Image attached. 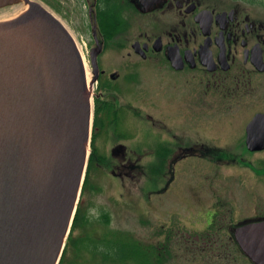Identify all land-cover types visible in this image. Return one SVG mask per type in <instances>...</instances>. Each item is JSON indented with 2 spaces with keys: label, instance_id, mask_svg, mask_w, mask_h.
Wrapping results in <instances>:
<instances>
[{
  "label": "flooded vegetation",
  "instance_id": "af4514ba",
  "mask_svg": "<svg viewBox=\"0 0 264 264\" xmlns=\"http://www.w3.org/2000/svg\"><path fill=\"white\" fill-rule=\"evenodd\" d=\"M34 1L63 17L72 16L71 6L63 0ZM80 1L88 3V8L87 20L79 25V31L91 34L90 49L96 62L93 68L90 59L97 78L93 140L99 154L108 159L99 140L111 133L114 141L132 138L123 127L125 109L140 120L150 119L143 106L134 107L123 97L140 89L145 95L146 88H142L154 74L157 96L161 95L159 89H169L178 100L186 98L183 101L190 116L218 108L220 118L214 117L219 121L216 127H221L213 133L228 132V138H220L224 140L223 149H218L222 152L205 146L198 150L201 146L194 138L180 141L174 135L171 142H163L158 135L155 148L148 151L144 130L138 151L130 154L120 145L111 150V159L125 155L129 162L151 156L168 160L175 154H193L201 159L264 160V122H259L260 131H254L261 137L249 142L250 124L264 115V0ZM119 54L121 59L116 58ZM116 98L123 104L118 105ZM247 107L252 115L243 121L238 115ZM210 123L202 122L206 126ZM154 135L157 137L156 132ZM225 145L233 146L232 151ZM91 183L84 188L76 228L60 264H93L91 257H104L90 240L89 228L96 220L90 215L92 204L89 199L82 201L84 195L95 192ZM251 204L250 213L243 206L230 210L216 207L213 214L200 218L202 227L195 229L191 224L181 236L174 228L159 232L156 244L140 243L135 252L125 251L133 259L110 264H264V201L258 197ZM234 208L237 211L233 212Z\"/></svg>",
  "mask_w": 264,
  "mask_h": 264
},
{
  "label": "water",
  "instance_id": "95a60500",
  "mask_svg": "<svg viewBox=\"0 0 264 264\" xmlns=\"http://www.w3.org/2000/svg\"><path fill=\"white\" fill-rule=\"evenodd\" d=\"M20 3L0 21V264H58L87 167L91 92L70 32L31 0L0 9Z\"/></svg>",
  "mask_w": 264,
  "mask_h": 264
},
{
  "label": "rangeland",
  "instance_id": "374dc122",
  "mask_svg": "<svg viewBox=\"0 0 264 264\" xmlns=\"http://www.w3.org/2000/svg\"><path fill=\"white\" fill-rule=\"evenodd\" d=\"M64 2L71 6L72 16L63 17L53 13L64 23L86 53L91 79V64L87 55L91 34L79 31V25L87 20L88 3L80 0H63L62 3ZM25 7L24 4H18L0 10V21L17 16ZM121 57L122 54L116 56L117 59ZM151 78L153 80L149 84L145 83V87L142 88L141 85L142 89L146 88L145 95L140 89L137 93H132L133 95L123 97L126 103H132L134 107L143 106L150 119L140 120L133 111L125 109L123 127L132 134V138L114 141L111 133L108 138L99 140L101 152L108 156V159L103 164L95 163L90 179L96 190L84 195L82 199H89L92 204L89 211L92 219L96 220L89 228L92 236L90 240L93 241V248L98 249L99 253H103L102 250L110 251L108 245L118 238L125 240L128 245L146 242L151 246L160 241V238L156 237L159 232L174 228L181 236L183 232H188L187 228H191V224L195 229L202 227L200 218L207 217L209 213L213 214L216 207L224 206V210H230L231 207L243 206L244 211L250 213L249 207L253 201L258 197L264 201V160L201 159L193 154L186 157L175 154L162 167V159L156 156L130 162L125 155L116 160L110 158L111 150L120 145L127 147V153L138 151L142 146L141 137L144 130L148 151L155 148V138H158V135L162 136L163 142H171L172 135L180 138V141L194 138L201 146L198 150L204 146L214 151L220 147L223 149L224 140H221V137L228 138L227 130L221 131V135L213 133L218 132L217 129L221 127H216L219 121L214 117L217 115L220 118L218 108L211 107L212 112L201 115L191 112L190 116V111H186L183 101L186 98L178 100L169 89L167 92L159 89L161 95L158 97L157 79L155 80L154 74ZM94 88L96 89L97 85ZM120 99L116 98L118 105L123 104ZM94 102L95 97L93 105ZM247 112L249 107L246 112L238 115L239 119H249L252 114ZM215 119L216 123L213 124ZM203 121L211 123L206 126L202 124ZM225 146L228 152L232 151L230 147L233 146ZM142 171L144 175H141ZM234 211L237 209L234 208ZM90 259L93 264H103V258L99 254ZM104 264H110V261Z\"/></svg>",
  "mask_w": 264,
  "mask_h": 264
},
{
  "label": "trees",
  "instance_id": "16d2710c",
  "mask_svg": "<svg viewBox=\"0 0 264 264\" xmlns=\"http://www.w3.org/2000/svg\"><path fill=\"white\" fill-rule=\"evenodd\" d=\"M92 149L93 150H92V154H91L90 159H89L87 176H86L84 187H86V186H88V184H90V180H91L90 178H91V175L93 174V171L95 168L94 167L95 163L103 164L107 161L106 157L104 155L99 154L94 140L92 142ZM166 161H167L166 159L161 160L162 167L166 164ZM76 219H77V216H76L75 221H74L75 223L73 226V230L76 228ZM108 246L110 248V251L104 253L105 261H111V262H115V263L118 261L124 262V260H126V259H131V258L133 259V255H126L125 251L130 249V250H132V252H135L136 250L139 249V244L132 243V244L128 245L125 242V240L120 239V238H118L114 243L109 244Z\"/></svg>",
  "mask_w": 264,
  "mask_h": 264
},
{
  "label": "bare ground",
  "instance_id": "6f19581e",
  "mask_svg": "<svg viewBox=\"0 0 264 264\" xmlns=\"http://www.w3.org/2000/svg\"><path fill=\"white\" fill-rule=\"evenodd\" d=\"M80 51H81V49H80ZM82 52V51H81ZM82 55H83V53H82ZM83 59H84V61H85V57L83 56ZM86 62V61H85ZM84 62V63H85ZM88 65H87V63H86V67H87ZM88 80H90V73H89V71H88Z\"/></svg>",
  "mask_w": 264,
  "mask_h": 264
}]
</instances>
